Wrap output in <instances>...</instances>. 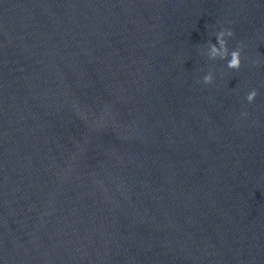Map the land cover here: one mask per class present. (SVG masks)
<instances>
[{"label":"water","instance_id":"95a60500","mask_svg":"<svg viewBox=\"0 0 264 264\" xmlns=\"http://www.w3.org/2000/svg\"><path fill=\"white\" fill-rule=\"evenodd\" d=\"M0 264H264V0H0Z\"/></svg>","mask_w":264,"mask_h":264},{"label":"clouds","instance_id":"9594fccd","mask_svg":"<svg viewBox=\"0 0 264 264\" xmlns=\"http://www.w3.org/2000/svg\"><path fill=\"white\" fill-rule=\"evenodd\" d=\"M216 43H212L211 40L207 42L206 51L202 52V54H206L210 60L220 59L226 60V66L229 69L239 70L241 66V50L243 47V42L235 49L228 48V37H233L234 32L231 28H221L219 31L214 33ZM254 64L258 63V61H253ZM202 82L204 84H211L214 82V75L211 71L203 75ZM258 92L257 89H251L247 95L246 100L247 102L251 103L254 101L255 97L257 96ZM241 116H247L246 111L241 112Z\"/></svg>","mask_w":264,"mask_h":264}]
</instances>
